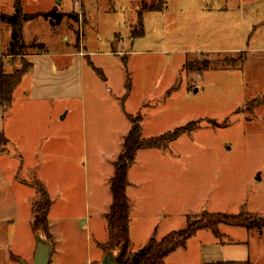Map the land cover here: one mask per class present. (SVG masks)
<instances>
[{
  "label": "rangeland",
  "instance_id": "rangeland-1",
  "mask_svg": "<svg viewBox=\"0 0 264 264\" xmlns=\"http://www.w3.org/2000/svg\"><path fill=\"white\" fill-rule=\"evenodd\" d=\"M59 1L0 0V16L12 15L19 2L27 16L62 14L59 25L44 17L26 24L25 42L45 45L57 63L78 53L82 77L77 100L29 104V72L4 109L10 143L0 148V264L32 261L31 213L42 189L51 202V259L88 264L103 256L98 244L108 238L109 179L125 114H142L146 139L199 122L166 149L140 151L130 168L133 252L152 236L184 229L189 216L264 217V0H166L163 11L144 13V34L136 37L142 0ZM10 32L0 18V54L14 69L18 58L6 57ZM243 51L247 59L236 67L183 71L187 61L241 62ZM251 235L255 252L264 254V231Z\"/></svg>",
  "mask_w": 264,
  "mask_h": 264
},
{
  "label": "trees",
  "instance_id": "trees-1",
  "mask_svg": "<svg viewBox=\"0 0 264 264\" xmlns=\"http://www.w3.org/2000/svg\"><path fill=\"white\" fill-rule=\"evenodd\" d=\"M147 0L141 1V8L137 12V29L133 33V37L142 36L144 29L142 28L143 15L145 12H161L165 7L166 0H157L155 4H148ZM39 15H25L23 14L21 3L14 6L12 15L2 14L1 21L8 25L11 30V41L7 47L6 55L10 59L18 58L19 67L6 71L2 68L1 83H0V109L4 110L10 107L14 101L15 89L22 83L23 77L29 74L33 68L32 62L25 60L28 57V51L31 48H40L41 51L47 49L45 45L29 44L24 40L23 28L28 21L38 18ZM69 16V15H68ZM45 19H50L51 23L59 25L62 14L55 15L54 13L43 14ZM72 18V16H69ZM246 52V51H245ZM243 52V53H245ZM246 53L243 59L239 62L231 57H223L222 59L205 60V61H187L184 65L183 71L199 72L215 67H236L244 64L247 57ZM99 77H103L101 70L97 69L93 63L89 62ZM13 67V65H12ZM126 90H129V81L126 83ZM131 122V127L124 136V142L120 155L113 162L114 173L109 180L111 192V207L109 213L106 215L108 240L105 243L98 244L102 249L103 256L112 252L116 248L124 246L123 250L118 253V264H163L164 259L173 253L175 250L184 248L187 241L194 234L200 230H209L218 240L222 239L221 226L241 227L249 232L251 230L264 231V217L252 213H239L230 215L226 213H207L204 212L200 218L192 216L188 217L187 225L182 230H173L161 240H156L152 236L146 245L137 252H133L130 246V200L127 197V188L129 186L128 173L130 168L135 163L136 157L140 150L155 149L169 147L171 142L176 141L181 135L186 132L195 130L199 122H190L186 126L176 128L168 133L155 136V138L142 137V114L139 113L135 117L131 114L127 115ZM10 141L3 133H0V148L9 145ZM51 207V202L47 193L42 189L39 197L33 202L32 220L30 228L35 235L43 234L50 242L52 234L50 233V226L47 215ZM215 264V263H211ZM227 264V263H216Z\"/></svg>",
  "mask_w": 264,
  "mask_h": 264
},
{
  "label": "crops",
  "instance_id": "crops-1",
  "mask_svg": "<svg viewBox=\"0 0 264 264\" xmlns=\"http://www.w3.org/2000/svg\"><path fill=\"white\" fill-rule=\"evenodd\" d=\"M43 14H48V12ZM43 14H34V15H39L38 18H43L42 17ZM55 15H59V13ZM38 18L30 20L28 21V23H31ZM67 18H69V16H67ZM46 20H48V23L51 24L50 19H46ZM26 24L24 25V28ZM54 33L56 34V32ZM236 51H241V50H236ZM29 56L32 59L31 60L32 64H34L30 72H32L33 75L32 79L34 80L33 86L35 90L34 94L32 93V91L24 93V95L28 97L26 101L29 104L31 102L42 104L54 100L59 101L61 99L77 100L79 97L82 96V95L81 96L78 95V93L76 92L77 87L82 85L81 73L79 69H77L76 67L77 62L81 58L80 57L81 55H78V53L72 54L67 52L66 61L63 60V62L60 61L58 63L55 60V58L52 55H50L48 51L44 53L41 52L37 54H32ZM6 57L8 56L6 55ZM3 66L5 69H9L10 71L12 70L11 66L4 63V58L2 54H0V77ZM114 107L117 111L116 115H119L121 117L122 112L121 111L119 112L118 107H116L115 105ZM67 113L68 110L65 111V116L67 115ZM123 113L125 114V112ZM4 114L5 111L0 109V133H3L5 135V132H7V127L5 126ZM125 117L128 116H126L125 114ZM124 122H125V127L123 125L122 127L124 128L121 129L123 133L122 134L123 138L130 129V127L128 126V122L131 124L129 118H125ZM118 131H120V128H117V133L119 135ZM120 143L123 145L121 141ZM140 151L138 152V154L140 153ZM119 153L118 156L120 155ZM118 156H116L115 160L118 158ZM115 160H113V162ZM113 173H114V169H113ZM129 173H128V180L130 179ZM130 185L131 184L129 180V186L126 192L127 197H128V191ZM131 225H132V220H130L129 230L131 228ZM49 226H50V233L52 234V237H54V234L51 231V224H49ZM106 230H107V223H106ZM221 233L223 234V237L222 239L218 240L214 237L211 231L210 233H208L206 229L198 231L191 238H189L184 248L177 249L173 253L168 255L164 259L165 261L163 264H211V263L216 264L221 262L227 264H264V254L256 253L252 247L254 243V239L252 238L251 232L243 231V230L240 231L239 228L235 227V230H232L230 232L226 229L222 230L221 228ZM230 233L232 239L228 237ZM226 238H229L231 240H228ZM130 240H131V230H130ZM105 242H101V243H105ZM34 254L35 253H33L32 261H22V262H24L25 264H33ZM103 257L104 256L94 257L95 261H93L91 258L89 260L88 258L87 260L88 264H98L99 262L102 261ZM57 261H58L57 259H51L49 264H57ZM13 263L14 262H7V264H13Z\"/></svg>",
  "mask_w": 264,
  "mask_h": 264
},
{
  "label": "water",
  "instance_id": "water-1",
  "mask_svg": "<svg viewBox=\"0 0 264 264\" xmlns=\"http://www.w3.org/2000/svg\"><path fill=\"white\" fill-rule=\"evenodd\" d=\"M51 246V242H49L43 234H37L33 264H49L52 252ZM123 247L124 246L121 245L120 248H116L105 255L101 261L102 264H118V253L123 250ZM21 264L25 263L21 261Z\"/></svg>",
  "mask_w": 264,
  "mask_h": 264
}]
</instances>
